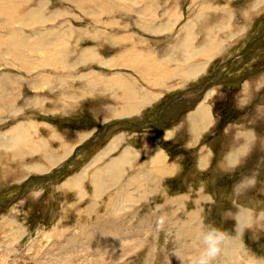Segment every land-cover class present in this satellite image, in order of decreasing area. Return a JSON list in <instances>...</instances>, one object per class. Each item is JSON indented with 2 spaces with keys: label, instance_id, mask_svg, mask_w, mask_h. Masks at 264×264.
Segmentation results:
<instances>
[{
  "label": "rangeland",
  "instance_id": "374dc122",
  "mask_svg": "<svg viewBox=\"0 0 264 264\" xmlns=\"http://www.w3.org/2000/svg\"><path fill=\"white\" fill-rule=\"evenodd\" d=\"M210 227L264 264V0H0V264H196Z\"/></svg>",
  "mask_w": 264,
  "mask_h": 264
},
{
  "label": "clouds",
  "instance_id": "9594fccd",
  "mask_svg": "<svg viewBox=\"0 0 264 264\" xmlns=\"http://www.w3.org/2000/svg\"><path fill=\"white\" fill-rule=\"evenodd\" d=\"M159 223H163V218ZM225 239V234L215 228L210 227L201 234L203 248L198 256L196 264H212L213 260L221 251V244Z\"/></svg>",
  "mask_w": 264,
  "mask_h": 264
},
{
  "label": "bare ground",
  "instance_id": "6f19581e",
  "mask_svg": "<svg viewBox=\"0 0 264 264\" xmlns=\"http://www.w3.org/2000/svg\"><path fill=\"white\" fill-rule=\"evenodd\" d=\"M189 75V74H188ZM206 114V113H205ZM230 255V254H229ZM232 256V255H231Z\"/></svg>",
  "mask_w": 264,
  "mask_h": 264
}]
</instances>
